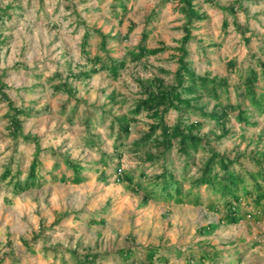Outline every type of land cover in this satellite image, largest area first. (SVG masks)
<instances>
[{"label":"rangeland","instance_id":"rangeland-1","mask_svg":"<svg viewBox=\"0 0 264 264\" xmlns=\"http://www.w3.org/2000/svg\"><path fill=\"white\" fill-rule=\"evenodd\" d=\"M191 1L204 17L190 26V68L208 78L226 77L230 98L224 93L221 101L242 102L249 124L237 121V108L227 111L224 127L170 108L163 119L167 127L179 119L199 122L193 133L205 139L190 152L192 165L186 170L176 140L165 153L156 143L160 128L144 147L135 145L158 118L132 111L145 97L146 80L159 77L165 85L174 80L186 23L180 2L0 0V89L15 107L31 113L21 117V135L13 136L7 103L0 98V175L10 169L0 179V264H78L96 252L101 257L93 264H264L263 203L242 198L240 219L231 223L219 193L195 183L212 150L241 155V165L256 177L264 167V112L232 87L264 62V0H238L234 15L219 8L234 0ZM98 31L110 36L103 50ZM144 31L147 50L160 43L166 47L132 61L128 53ZM108 57L125 61L118 74L75 75ZM257 86L256 98L264 105V83ZM197 105L220 110L206 94ZM119 124L128 127L121 140ZM224 129L227 136L217 139ZM63 155L81 165L82 182H71ZM35 160V184L17 188L16 178L23 182ZM163 168L180 181L181 194L168 198L160 190ZM145 192H151L146 200ZM204 252L209 255L200 259Z\"/></svg>","mask_w":264,"mask_h":264},{"label":"trees","instance_id":"trees-1","mask_svg":"<svg viewBox=\"0 0 264 264\" xmlns=\"http://www.w3.org/2000/svg\"><path fill=\"white\" fill-rule=\"evenodd\" d=\"M181 3V10L185 16V24L182 29L184 34L180 39V44L177 48L180 51L177 56L178 66L174 72V80L171 84L165 85L163 80L159 77H153L146 80L148 87L142 85L145 89L143 90L145 97H141L136 100L133 107V113L139 114L141 112H147L151 117L158 118L157 122L149 126L148 132H146L142 137H140L135 143L138 145H146L150 142V138L157 128L161 129V139L155 140L162 151L165 153L169 151L173 145L174 140L177 141V150L183 156H185V169L187 170L192 165L190 152H195L205 143V139L200 136L199 133H193L194 129H197L200 125L199 122H187L179 119L173 126L167 127L163 122L164 115L170 108H175L180 111H187L191 113L198 114L201 118L214 120L220 123L223 127L225 124V118L227 111L232 108H237L236 119L238 122H243L244 124H249L247 110L244 108L242 102H237L235 105L231 104L229 101L222 103V95L226 94V99L230 98V85L228 84L226 77L219 78H208L206 75H200L195 73L190 68V62L188 57L187 42L191 38L190 26L194 20H202L203 14H201L192 4L191 0H176ZM238 0H234L228 5H219V8L226 12L227 14L234 15L236 8L235 5ZM125 8L124 4H121ZM1 11V8H0ZM224 23L225 20H224ZM147 32L142 33L141 40L139 44L135 47V50H131L128 55L132 61H139L147 53H157L166 47L164 44L160 43L159 47L147 50L144 41L147 38ZM100 34V47L105 49L107 44V37L101 31ZM85 38L82 42L85 45L87 33L84 34ZM110 37V36H109ZM92 61V60H91ZM96 61L100 59L93 60L95 63L89 70L79 72L75 74L78 78H90L93 74L107 70L109 74L116 75L119 70L125 66L124 60H118L108 57L107 61L99 62V66H96ZM230 64L232 62H229ZM262 81L264 83V62H259V71L253 68L248 69L247 75L239 82L237 86H232L234 91H237L238 96H242V93L247 94L251 97L252 102L257 107L259 112H264V105L261 104L255 95V89L258 87L257 83ZM143 83V80H140ZM2 88L7 87L6 84L1 85ZM241 86L244 88L243 92H239ZM58 89V85L54 86ZM66 91L72 95V88H67ZM204 94L215 99L220 107L218 110L215 106L212 110L206 111L204 106H198V99ZM1 100L7 103L9 111L7 115L9 116L10 128L13 136L21 135L22 132V119L21 117L29 116L31 113L25 108L15 107L13 100L8 96V94L0 89ZM119 135L118 140H121L122 134H127L128 127L118 125ZM229 133L228 129H224L217 139H222ZM26 137V136H23ZM122 144V143H121ZM135 146V147H136ZM138 148H134L136 151ZM55 153V151H52ZM104 155V154H103ZM68 167L72 169V178L70 179L72 183H80L84 180L81 174V165L76 163L74 160L67 156H60ZM241 155H234L229 157L226 154H220L214 150L211 151L210 156L205 160L204 167L202 169L201 175L195 179L196 184H209L214 192H218L220 197L223 199V203L226 206V219L228 222L235 223L240 219L239 214V204L242 198H250L253 203L264 205V167L260 166L259 174L256 177L252 173L246 171L240 162ZM150 160L154 159L152 156ZM159 159V158H155ZM35 160L28 169L27 177L23 182L16 178L17 188L27 189L35 184L36 178L38 177L35 172V167L39 162ZM102 163H106V158L102 156L100 158ZM235 165L243 168L242 170H236ZM58 166V161L54 163V167ZM10 174V169L7 167L4 169L0 175V179L4 180ZM161 180L160 190L163 191L166 197L172 198L175 195L181 194V183L172 174L171 170L165 168L162 169L161 173L158 174ZM129 183L132 182L130 177H124ZM61 177L60 180H63ZM147 191V190H146ZM151 193V192H150ZM149 192L144 193L143 199H147L151 194ZM262 206V205H261ZM210 229V228H207ZM212 230V229H210ZM181 253V252H178ZM153 257L157 256L156 252L151 254ZM207 253L200 255V259H203ZM101 257L99 252L88 254L83 256V260H78V264H93L96 262L97 258ZM160 259L166 260L164 257L159 256ZM187 260H193V255H187L185 257ZM2 260L0 259V262ZM202 263V260H201ZM125 264H128L125 261Z\"/></svg>","mask_w":264,"mask_h":264}]
</instances>
